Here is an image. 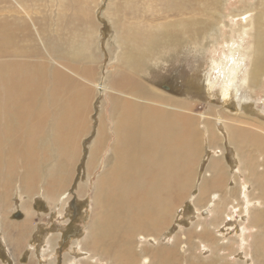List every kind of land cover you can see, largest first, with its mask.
Here are the masks:
<instances>
[{
    "label": "rangeland",
    "instance_id": "374dc122",
    "mask_svg": "<svg viewBox=\"0 0 264 264\" xmlns=\"http://www.w3.org/2000/svg\"><path fill=\"white\" fill-rule=\"evenodd\" d=\"M262 26L264 0H0V69L38 65L36 115L40 104L56 102L39 124L27 118L26 92L8 97L23 122L0 154V264H262L264 228L253 220L264 219V160L256 155L260 189L226 128L264 129V71L251 82ZM125 76L152 93L132 94L122 86ZM6 81L0 116L7 113ZM114 102L182 116L184 135L197 142L171 183L144 203L149 211L159 198L161 206L172 203L161 230L156 209L150 222L134 215L143 232L107 231L97 239L95 186L116 140ZM101 125L107 142L89 170ZM71 135H78L80 156L67 160V187L54 199L61 142ZM25 145L26 157L11 160L8 150L16 155ZM218 161L222 169L212 168ZM184 173L187 184L178 179Z\"/></svg>",
    "mask_w": 264,
    "mask_h": 264
},
{
    "label": "bare ground",
    "instance_id": "6f19581e",
    "mask_svg": "<svg viewBox=\"0 0 264 264\" xmlns=\"http://www.w3.org/2000/svg\"><path fill=\"white\" fill-rule=\"evenodd\" d=\"M259 28L263 30V32L260 34L257 33L258 35L255 37L256 43L254 48L256 49L257 56L254 57V65L251 73V82L254 84L258 82L259 76L264 71V27L262 26ZM145 40H147L146 45L149 47L151 39L146 37L141 42H144ZM4 52L6 54L7 51L4 49ZM0 55L3 56V49L1 48ZM1 67L2 65L0 68ZM36 67L3 65V69H0V86L4 85L5 79H7L6 83L10 84L9 87L5 85L4 92L5 106L3 107L6 108L7 113L4 109V111H2L3 114L0 116V134H3V136H0V154H4L5 151L7 152L6 146H8L9 143H14L13 141L17 138V134L21 130L18 125L23 122V120L18 119V117L15 118L12 113V100L8 99V97L13 94L12 90H22L27 93L25 104L27 118L31 119V117L35 116L34 120H36L37 123L39 122V124H44L47 114L50 112L51 107L56 103L54 99H50L46 104H40L41 106L38 107L39 113L36 115V106L33 103V99L39 94V89L42 85H39L40 81L35 78V74H37ZM41 81L46 82L47 78H45V81ZM122 86L136 96L141 93H152L149 89L131 81L127 76L122 78ZM177 104L182 105V103ZM18 108L19 107H17V109ZM113 111L116 115L117 121L116 128L114 129L116 140L113 144L112 153L108 158L105 170L103 174L100 175L95 186L94 203L100 208V212L97 215V218L95 214V218L98 219V221L96 222L95 219L92 222L91 234L95 235L97 239H100L107 231H112L115 234H122L124 230L125 232H123V234L129 233V230H133L135 233L143 232L144 230H141L139 225L132 223L133 221H136L134 215H139V219L147 220V217H150L156 209L157 211H162L157 212L158 215L156 218L158 219L159 225L156 230H161L164 226V214L168 213L172 203H166L168 208L164 207V205L161 206V200L163 199L159 198L156 200L157 206L155 204L152 211H149L144 203L150 195L153 196L155 200V195H160L166 188L164 186H168V184L171 183L169 177L176 176L177 172L175 171L178 170L179 159L182 155L187 156L189 153L188 151H191L194 144L197 142V137L195 135H192L190 138H187V136L184 135L186 133V124L184 123L182 116L171 115L165 112H160L158 109L152 107H144L130 102H114ZM73 120L78 121L80 126L82 125L80 116L77 114L74 115ZM45 124L47 125L48 122H45ZM62 126L64 127L63 134H66L67 136L69 132H65V130L69 128L66 126V123H63ZM33 127L36 128V126ZM2 128H7L8 131L4 132ZM226 128L239 148V151L245 155L248 165L247 169L250 171V175L255 178V181H253L254 184L257 187H260V178L258 177L257 172L259 168L256 155L260 154L259 159L264 160L263 127L256 124L255 126H252V128H242L239 127V124L229 122ZM40 129L43 130V127ZM77 131H79V129L75 128L71 133L75 134ZM31 136H33L32 133L30 137ZM77 136L78 135H71L67 138L63 137V141L61 142L62 148L60 154L61 156L63 155V157L56 166L59 181L52 187L53 193H51V196L52 198L54 197V199L57 193H60L61 190L67 187V177L65 179L62 178L65 174H68L67 170L69 169L67 162L71 160L75 161L80 156L79 143L76 142ZM107 137L105 128L101 125L98 129L97 138L91 148L90 159L87 165L89 170L96 167L98 159L100 158L99 154L107 142ZM36 145L38 146V143ZM33 146H35V144ZM30 150L31 148H28L27 146L26 148L23 147L22 152L21 149H19V153L17 152L16 155L11 152L12 148L8 151L13 155L10 154L11 160H14L19 158V155H22V157L25 158ZM181 160L183 161V159ZM212 168L222 169V165L218 161L212 164ZM185 173L181 176L179 175L178 179L187 184ZM189 174L190 172L187 173L186 177ZM145 179H148L149 183L147 181L144 184ZM178 183H180V181ZM186 184L180 185L181 189H185ZM255 189L257 190V188ZM261 191H258V196L263 197L264 190ZM253 193L256 194L255 191H253ZM168 215H171L170 212ZM152 219H154V216H152L149 222ZM253 221L255 226L263 225L264 228V219L260 214H258ZM120 225H123V227L120 228ZM151 225V227H155L154 224ZM147 232H149V229ZM94 250H96L95 246ZM160 255H162L161 257L164 261V254L160 253ZM262 257V264H264V253Z\"/></svg>",
    "mask_w": 264,
    "mask_h": 264
},
{
    "label": "water",
    "instance_id": "95a60500",
    "mask_svg": "<svg viewBox=\"0 0 264 264\" xmlns=\"http://www.w3.org/2000/svg\"><path fill=\"white\" fill-rule=\"evenodd\" d=\"M167 89V88H166Z\"/></svg>",
    "mask_w": 264,
    "mask_h": 264
}]
</instances>
